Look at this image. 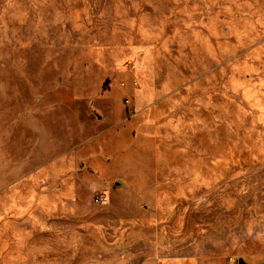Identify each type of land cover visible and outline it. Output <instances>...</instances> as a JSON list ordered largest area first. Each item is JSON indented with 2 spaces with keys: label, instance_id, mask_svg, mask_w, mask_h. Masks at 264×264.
<instances>
[{
  "label": "rangeland",
  "instance_id": "obj_1",
  "mask_svg": "<svg viewBox=\"0 0 264 264\" xmlns=\"http://www.w3.org/2000/svg\"><path fill=\"white\" fill-rule=\"evenodd\" d=\"M0 264H264V0H0Z\"/></svg>",
  "mask_w": 264,
  "mask_h": 264
},
{
  "label": "built area",
  "instance_id": "obj_2",
  "mask_svg": "<svg viewBox=\"0 0 264 264\" xmlns=\"http://www.w3.org/2000/svg\"><path fill=\"white\" fill-rule=\"evenodd\" d=\"M95 199L97 202H104L106 201L105 196L102 193L96 194Z\"/></svg>",
  "mask_w": 264,
  "mask_h": 264
},
{
  "label": "water",
  "instance_id": "obj_3",
  "mask_svg": "<svg viewBox=\"0 0 264 264\" xmlns=\"http://www.w3.org/2000/svg\"><path fill=\"white\" fill-rule=\"evenodd\" d=\"M242 261V260H241Z\"/></svg>",
  "mask_w": 264,
  "mask_h": 264
}]
</instances>
